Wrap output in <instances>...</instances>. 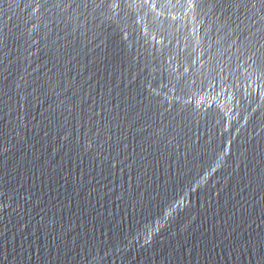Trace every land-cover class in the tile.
<instances>
[{"label": "water", "instance_id": "obj_1", "mask_svg": "<svg viewBox=\"0 0 264 264\" xmlns=\"http://www.w3.org/2000/svg\"><path fill=\"white\" fill-rule=\"evenodd\" d=\"M0 264H264V0H0Z\"/></svg>", "mask_w": 264, "mask_h": 264}]
</instances>
